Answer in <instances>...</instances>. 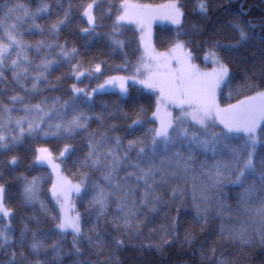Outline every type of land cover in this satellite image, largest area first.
<instances>
[{
    "label": "snow or ice",
    "instance_id": "obj_1",
    "mask_svg": "<svg viewBox=\"0 0 264 264\" xmlns=\"http://www.w3.org/2000/svg\"><path fill=\"white\" fill-rule=\"evenodd\" d=\"M104 3L105 0H90L77 6L82 9L81 19L87 23V27L79 29L81 35L90 39L99 37L97 28L103 26L100 22L111 18L115 8L116 15L107 33L113 49L125 46V42L119 38L123 27L135 24L143 33L145 27L150 29L156 19L175 25L178 30L176 38L166 51L157 52L150 39L142 35L143 54L132 76H110L91 91L73 83L70 86V100L60 102L59 97H54L51 104L47 97L35 104L27 98L39 95L40 85L48 82L47 74L62 63L69 64V78L78 82L82 77L102 75L103 62L96 63L94 68L83 69L81 62L72 63L80 54L78 49L75 46L69 48L67 41L63 44L58 42L59 34L72 23L71 0L67 8L61 0H55V3L40 0L35 11L20 0L13 3L6 0L0 6V82L6 81L4 68L10 60L13 80L25 93L11 95L8 104L0 101V155L14 153L27 137L74 140L81 133H86L84 147L87 151L82 159L77 158V162L82 168L99 173V178L93 180L88 172H84L81 181L76 184L66 177L57 176L51 193L59 212L50 216L49 224L47 207L40 199L42 178L34 176L29 179L22 173L14 176L22 160L17 154L0 160V181H4L0 182V255L5 257L0 264H122L117 254L130 246L144 248L142 243L132 245V240L140 239L144 228L152 224L161 212H165L167 223L160 224L159 229L152 228L150 233L159 231L163 235L159 243L149 244L147 248L162 251L165 246L180 242L195 249L197 235L185 231L181 241L179 215H168L172 204L183 196L184 189L178 185L171 187L167 200L164 199L167 191L161 189H168L171 181L196 171L193 166L199 153H210L213 158H220L211 165L207 161L200 164L201 172L208 178L211 187L202 189L200 202L196 201L193 188L196 224L201 234L217 235L224 241L223 246L232 244L238 247L239 258L236 260L228 259L223 252L217 258L216 247L211 248V264H246L253 259V254L245 249H252L256 245L264 251V157L257 159L256 152L257 145L264 143L261 139L264 136V128L261 127L264 124V89L253 91L258 85L248 84L247 90L253 94L243 95L235 103L224 107L218 102V93L222 85L228 84L232 78V61L247 60L242 50L252 40V30L256 25L234 22L229 27L236 33L235 36L206 40L204 60L211 61L213 66L210 70H202L193 62L196 57L189 47L193 41L180 38L181 35H198L199 29L193 24L190 33L179 31L184 27L185 12L177 0L156 6L120 0L117 7L108 0V7L105 8ZM54 8L60 9L63 15L56 13L58 18L47 26L53 39L41 40L35 45L37 54L44 49L48 51L35 65L36 74L29 77V69L22 65L32 63L25 51L30 50L32 45L24 43V33L20 29L31 20V29L43 34L45 28L36 21L44 16L51 17ZM197 8L202 15H206L207 0H198ZM97 12L100 14L97 15ZM10 20L13 22L9 23ZM261 27L264 28V22H261ZM261 43L264 45V38ZM53 49H59V52L55 53L54 59H49ZM13 52L16 59L11 58ZM259 52L260 74L264 83V47ZM252 55L255 56L254 53ZM29 78L32 82L30 88L26 84ZM129 81L142 86L143 90L158 93L151 117L145 119L148 109L143 106L129 114L119 104L109 111L108 105L102 103L101 111H92L94 96L104 92L108 86L118 85L123 99L138 103V97L130 96ZM17 104L22 107L17 109ZM84 105L87 110L82 107ZM169 106L178 109L180 115L174 117L167 110ZM17 111H22L24 115L14 117L13 113ZM118 116L131 122L126 127L115 123ZM93 121L99 126L90 130ZM149 124L153 126L147 127ZM215 128H220V131L212 130ZM141 129H144L142 134L136 135ZM127 136L133 138L125 142ZM36 151L34 163L51 162V153L47 148ZM76 152L75 145L65 143L60 156L71 159ZM121 172H124L123 177L120 176ZM6 174L11 180H5ZM12 180L22 183L21 196L25 205L34 208L39 203L43 219L33 214L22 217L18 229L13 226L12 221L17 213L6 203ZM131 181L135 182V186ZM225 186L239 189L235 215L232 205L224 203L222 198ZM208 191L219 192L220 198L208 195ZM71 193L82 198L91 193L88 213L95 215V222L90 229L82 226L81 213L70 204ZM213 200L216 201L215 207ZM176 211L179 213V208ZM241 215L246 219L239 220ZM248 225L253 226L252 232L258 236V244L249 234ZM17 231L18 236L14 234ZM69 234L71 241L67 240ZM200 255L203 259L208 258V253L203 251V243Z\"/></svg>",
    "mask_w": 264,
    "mask_h": 264
},
{
    "label": "trees",
    "instance_id": "obj_2",
    "mask_svg": "<svg viewBox=\"0 0 264 264\" xmlns=\"http://www.w3.org/2000/svg\"><path fill=\"white\" fill-rule=\"evenodd\" d=\"M169 0H131V3H161L167 2ZM6 0H0V6H2ZM10 3L15 2V0H9ZM21 3L26 4L35 11L40 4V0H20ZM50 3H55V0H48ZM64 7L67 8L69 0H61ZM90 0H71L73 5V15L72 23L68 28H65L59 34V43L63 44L65 41L68 42V47L71 48L75 46L79 51V56L76 57L72 63L77 61L81 62L83 69L94 68L96 63H102V75L94 74L92 78L82 77L78 82L75 79L69 78L70 76V66L68 63H62L60 66L56 67L54 70H50L48 76V82L42 83L40 85V94L36 96H29L27 99L30 103H39L45 97L48 98V103H53L54 97H59L60 102L70 100L72 93L70 91V86L76 83L78 87L86 88L88 91L98 83L104 80L108 75L117 74L125 72L130 69V66L137 62L140 53V44L138 38L142 36L141 32L134 28L133 25H126L121 29L120 39L125 42V46L122 49H113L107 33L111 30L112 22L116 15L115 8L113 9V14L111 18H106L102 20V27L97 28V32L100 36L97 38H88L79 33V29L87 27L86 20L81 19L80 13L82 9H78V5L81 3H88ZM117 7L119 6L120 0H111ZM181 5L182 10L185 12L184 17V27L179 29L180 32H191V25L195 24L199 29V34L195 36H184L181 35V39L189 40L191 39L193 43L189 47L193 50V55L196 57L194 62L201 66H209L210 62L204 60V52L207 45L204 43L209 39H223L225 36H235L236 33L232 31L229 27L231 23L234 22H251L256 25L252 30L253 38L250 40L248 45L243 49L244 55L247 60L234 59L230 64V69L232 72V78L228 84L222 85V90L219 92L218 100L221 107L226 106L230 103H235L236 99L242 98L243 95H251L253 92L247 90L248 84H256L258 87L253 91L264 89V83H262L261 69H260V48L264 47L261 40L264 38V28L261 27V22H264V0H207L208 12L206 15H202L197 8L198 0H177ZM105 8L108 7V0H105L103 5ZM54 14L51 17L44 16L38 18L36 23L40 24L45 28L43 34L38 30L31 29V20H28L23 24L20 31L24 33L22 39L25 44L32 45V48L26 49V53L32 62L29 64H23L22 67H27L29 69V77L36 74L37 69L35 65L40 63L43 55L48 51L44 49L42 52L37 54L35 45L38 41L46 40L50 41L53 37L48 33L47 26H50L58 18L56 13L60 16L63 15L60 9L54 8ZM100 13L97 12V15ZM12 23L13 21H8ZM31 29V30H30ZM177 28L175 25L167 23H157L153 25L150 37L151 44L154 48L158 50L168 49L171 42L176 38ZM2 37V33H0ZM59 52V49H53V55L49 56V59L55 58V53ZM255 54L253 56L252 54ZM12 59H16V53H12ZM228 59V57H225ZM11 61L9 60L8 65L4 68V76L6 81L0 82V101L4 104H8L9 97L13 94L19 93L20 95H25V93L18 87L16 82L13 80V72L10 67ZM126 66V67H125ZM61 77L60 80H57ZM31 79L26 80L27 86L31 87ZM129 93L133 98L138 97V103L133 104L130 100L126 101L121 97V95L116 91H104L98 93L94 96L95 106L92 108L93 112L101 111V105L107 104L108 110L111 111L115 108L117 104L129 114L134 113L140 106L148 109L145 114V119L151 117V112L155 109V95L154 93L143 90L142 86L132 82H129ZM231 93V96H230ZM17 109L22 106L15 105ZM87 110V106H82ZM22 111H17L13 113L14 117L23 116ZM113 121H109L112 123ZM115 123L122 124L126 127L130 120H124L121 117H117L114 121ZM97 122L93 121L90 125V130L98 128ZM153 125L149 124L147 127ZM26 127V125H25ZM264 128V124L261 125ZM144 129L139 130L136 135H141ZM214 131H220V128H216ZM258 129V133H259ZM122 134V133H121ZM86 133H81L74 140L59 139L54 137H27L21 147H19L14 153H5L0 155V160L8 158L12 154L19 155L21 160L20 167L13 173L14 176H19L21 173L31 179L34 176L42 178L40 185V199L44 201L47 210L49 224L51 223L50 216L52 214H57L58 208L55 202L50 196V184H51V172L49 168L42 164L34 163V157L36 154V148L39 146H46L52 155L58 158L61 150L65 143H71L77 147V152L72 156L71 159L63 157L61 161V170L64 175H66L71 181H81V174L88 172L91 179L95 180L99 178V173H92L91 170L82 168L77 162V158L82 159L83 153L87 151L84 147ZM133 137L127 136V139H132ZM264 140V136L261 137ZM257 159L264 157V143L257 145ZM211 154L204 155L203 153L196 154V163L193 166L196 171L190 172L187 175L180 176L177 180L171 181L168 189H161V191H167L164 199H169L171 192V187L180 186L184 189V194L182 197H178L176 201L171 206V211H168L170 217H175L179 215L180 227L178 229L180 240H183L185 231H192L197 235V244L195 249L189 248L180 242L172 243L163 248L162 251H158L156 248H147L149 244H157L160 242L161 236L163 235L159 231L155 234H151L150 230L152 228L159 229V225L162 223H167L165 220V212H161L159 216L155 218L152 224L144 228L143 235L140 239H133L132 245H140L141 243L145 245L144 248H137L134 246L128 247L126 250L118 253L122 264H211V248L216 247L217 258H219L220 253L223 252L228 259L236 260L238 257V247L232 244L224 245V241L220 239L217 235H209L207 232L201 234L199 231V226L196 224L194 219L195 207L193 203V188L195 187L196 201L200 202V197L203 194L202 189L209 188L208 178L202 174L200 169V164L203 161H207L209 165L215 162V159ZM206 171V170H204ZM124 172L120 173L123 177ZM5 180H11V177L5 176ZM4 182V181H0ZM132 186H135V182H130ZM227 185V181H225ZM223 200L224 203L232 205L233 214H236V206L238 203V192L239 189L233 188L231 186H225L223 189ZM22 183L12 180L11 187L6 194V203L9 207H12L17 215L13 219L12 223L15 228H19L20 220L25 216H32L36 214L41 219L44 218V214L40 209L39 203L32 206H27L22 200ZM210 196L219 197V192L208 191ZM91 199V193L86 197L77 196L75 197V208L81 213L82 226L85 229H90L92 224L95 222V215H89L88 201ZM216 201L213 200L212 204L215 207ZM179 208V213L176 209ZM167 211V210H166ZM246 219L243 215L239 217V220ZM103 220L101 225H103ZM237 226L239 223L234 221ZM219 225V221L216 222ZM249 234L253 235L258 244V236L252 232V225H248ZM18 236V231L14 233ZM72 236L69 234L67 240L71 241ZM207 243H204V241ZM203 243V251L208 253V258L203 259L200 255L201 244ZM70 246V245H69ZM245 251L253 254V259L247 261L246 264H262L264 262V251H261L256 245L252 249H245ZM231 253V255H228ZM5 259L3 255H0V260Z\"/></svg>",
    "mask_w": 264,
    "mask_h": 264
},
{
    "label": "rangeland",
    "instance_id": "obj_3",
    "mask_svg": "<svg viewBox=\"0 0 264 264\" xmlns=\"http://www.w3.org/2000/svg\"><path fill=\"white\" fill-rule=\"evenodd\" d=\"M166 3H169V1H167V2H161V3H154V4L143 3V4H141V5H153V6H156V5H163V4H166ZM133 4H140V3H133ZM157 23H167V24H171L169 21L156 19L155 21H153V22L151 23V25H150V29H149L148 27H145V30H144L143 33L140 31V28H139L137 25H135V24H129V25H133L134 28L138 29V30L141 32V34L145 36V35H148L149 31H150V34H151V31H152L153 25H154V24H157ZM172 25H173V24H172ZM145 37H146V36H145ZM140 38H141V36L138 38V40H139V44H140V53H139V57H138L137 62H135L133 65H131L129 70H127V71H125V72L117 73V74L108 75V76H106V77L104 78L103 81H101V82L98 83V84H103L104 81H105L108 77H110V76H129V77H130V76H132V75L134 74V72H135V66L137 65V63H138V61H139V58H140L141 55L143 54V46H142V44H141V40H140ZM146 39H149V38L146 37ZM4 42L7 43L6 40H4ZM152 46H153V45H152ZM155 50H156L157 52H164V51H166L167 49H165V50H158V49L155 48ZM193 62H194V61H193ZM209 62H210V63H209L210 65H209V66H206V67H205V66H201V65H199V64L196 63V62H194V63H195V64H198L202 70H210V69L212 68L213 65L211 64V61H209ZM129 82H131V81H129ZM98 84H96L93 88H95ZM93 88H92V89H93ZM105 91H116V92L119 93V87H118V85H116V86H108L107 89H106ZM148 91H149V90H148ZM150 92L154 93V95H155V105H156V100H157L158 93H157V92H153V91H150ZM119 94H120V93H119ZM218 96H219V93H218ZM218 102H219V100H218ZM154 110H155V109H154ZM167 110H168L169 112H171L172 115H173L174 117L180 115L179 110L176 109L175 107H171V106H169V107L167 108ZM215 129H216V128H215ZM215 129H212V130H215ZM39 148H47V147H46V146H39V147L36 148V150L39 149ZM47 149H48V148H47ZM48 150H49V149H48ZM62 150H63V149H62ZM62 150H61V151H62ZM49 151H50V150H49ZM50 153H51V152H50ZM36 154H37V151H36ZM36 154H35V155H36ZM62 159H63V157H61L60 154H59L58 158H56V157H54V156L52 155V153H51V162H50V163H49L48 161H44L43 163H39V164H42V165L47 166V167L49 168L50 172H51V177H52V178H51V184H50V196H51L52 200L55 202V204H56V201H55V198L52 196L51 188H52V184H53V182L57 180V176L60 175V176L66 177L69 181H71L66 175L63 174V172H62V170H61V161H62ZM53 166H58V167L54 169ZM71 182H72L73 184H76V183H79L80 181H71ZM75 197H76V194H75V193H71V194H70V198H69V202H70L71 205H74V208H75ZM56 206H57L58 211H59V207H58V205H56ZM70 211H71V209H70ZM75 211H77L76 208H75ZM72 214L74 215L75 212H72Z\"/></svg>",
    "mask_w": 264,
    "mask_h": 264
}]
</instances>
